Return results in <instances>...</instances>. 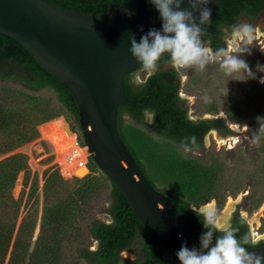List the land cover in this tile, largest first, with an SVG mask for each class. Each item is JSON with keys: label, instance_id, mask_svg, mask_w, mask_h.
<instances>
[{"label": "trees", "instance_id": "trees-1", "mask_svg": "<svg viewBox=\"0 0 264 264\" xmlns=\"http://www.w3.org/2000/svg\"><path fill=\"white\" fill-rule=\"evenodd\" d=\"M45 1L74 11L103 14L128 0ZM260 13L264 14V0H224L211 14L210 23L200 27L199 39H210L215 52H219L225 47L224 27L232 29L242 14L254 19ZM170 59V54L165 53L158 64ZM134 72L125 75L126 96L138 104L147 103L144 107L129 103L119 105L120 135L150 182L176 204L196 248L206 253L224 233L206 228L204 217L192 208L201 206L216 196L221 186L222 167L216 160L206 163L197 156L184 155L182 151L202 150L203 135L211 127H216L221 133L230 131L218 120L194 121L187 116V109L183 108L178 96L180 75L177 71L164 69L148 76L139 84H134L131 80ZM0 81L19 84L22 89L17 92L20 91L19 94L24 98L31 97V100L37 99L40 92L52 91L57 95L56 104L61 113H69L81 130L79 109L69 90L25 46L1 31ZM241 104V100L237 98L230 103L229 115L234 120L245 112V107ZM59 110L46 108L42 112L43 117L37 122H47L39 127L41 135L61 131L62 125L67 121L63 118L54 120L60 114ZM145 111L153 114L150 124L144 120ZM123 114L129 115L135 123L124 125ZM13 123L14 114L5 112L3 106H0V131H12ZM149 128H152V134L146 132ZM36 135L33 126L29 133L22 135V142L34 139ZM162 148L165 151H161ZM26 168L22 155L0 161V264H5L7 258V264H78L80 259L91 264H121L125 261L121 252L125 250L136 255V259L132 260L134 264H165L162 243L135 215L125 196L108 176L110 204L104 211L111 217V222H104L91 213L89 200L95 187L88 183L78 189V197L68 194L58 203L45 207L41 229L34 243L35 224L28 219L29 216L24 217L15 234L16 221H10L7 217L10 211L8 202H14L10 191L18 173ZM157 182H162L163 186L159 188ZM63 183L66 182L58 171H52L48 175L44 187L46 202L56 186ZM101 195L104 196V193ZM229 230L244 249L264 245L262 240L254 244L249 227L238 212L234 214ZM208 231L212 232L211 242L208 248H204L201 237ZM85 232L97 240L95 250L85 246ZM137 237H140L141 245L136 250L134 242ZM261 264H264V259Z\"/></svg>", "mask_w": 264, "mask_h": 264}, {"label": "rangeland", "instance_id": "rangeland-1", "mask_svg": "<svg viewBox=\"0 0 264 264\" xmlns=\"http://www.w3.org/2000/svg\"><path fill=\"white\" fill-rule=\"evenodd\" d=\"M242 22L261 25L260 39H252L249 42V38L244 36L245 38L240 39L241 41L238 40L234 43V48L238 51L230 53V55L244 60L250 73L245 69L229 72L227 68L223 67L229 53L222 50L216 53L207 39L200 40L201 44L208 43L214 55L209 58L202 70L199 65L175 69L172 67L170 59L158 64L157 72L169 69L179 73L178 96L182 101L183 108L187 109V116L190 119L194 121L218 120L226 126L230 133H221L215 129V134L225 138H236L237 141L232 145L228 143L220 146L211 133L212 131H209L211 135L208 132L203 137L204 148L202 150L185 149L182 153L197 156L206 163L216 160L222 167L221 186L216 192V196L209 200L215 201L217 215L225 209L230 196L237 198L239 194L244 193V199L235 205L226 225L229 229L234 214L238 212L250 228L249 231L254 241V235L248 222L249 218L262 207L264 213V83L259 82L260 77L264 76V14L260 13L254 19H251L247 14H242L234 26ZM223 31L225 33L223 50H227V40L236 41L238 37L234 35V27L232 29L224 27ZM147 76L143 70L133 75L131 80L138 77L139 80L144 81ZM21 87L12 81H0V106H3L5 112L14 114V123L12 124L14 129L0 131V161L11 156L22 155L27 165L26 170L18 173L10 191L14 202H8L10 211L7 217L10 221H16L15 234L24 217L29 216L28 219L33 220L35 224L34 243L41 229L45 207L48 204L58 203L68 194L78 197V189L87 186L88 183L95 187L89 200L90 206H92L91 213L104 222H111V217L104 211L110 204L109 179L91 158L76 120L67 112L61 113L56 104L57 95L52 91L40 92L36 96L37 99L31 100V97L24 98L19 94L20 91L17 92L22 89ZM236 98L241 100L245 112L239 119L234 120L229 115V109L230 103ZM46 108L53 111L59 110L60 114L54 120L63 118L67 121L62 125L61 130L64 125H68L77 134V143L81 147L87 148V174L72 177L63 174L59 156L55 154L53 145L46 138L47 134L41 135L39 129L47 121L39 124L37 122L39 118L43 117L42 112ZM41 109L43 110L41 111ZM221 111L225 113V116L216 117ZM206 114L210 115L206 117ZM122 118L124 125L135 123L127 114H123ZM144 120L149 124L152 123L153 116L150 111L144 112ZM232 122L239 123L242 128L245 127V130L241 132L233 130ZM33 126L37 133L36 137L30 141L22 142V135L29 133ZM151 130L152 128L146 129V132L152 134ZM209 135L210 139L207 142ZM163 147L166 148V145L163 144ZM161 151H165V149L162 148ZM52 171H58L66 183L58 184L53 194L50 195L49 201L46 202L44 187L46 179ZM157 186L162 187V182H157ZM101 193H104V196ZM207 203L208 201L201 206ZM201 206L193 207L199 211ZM242 211H246L249 217L244 216ZM258 231H264V216L261 218V227ZM261 240L264 241V239H260L258 242ZM97 245V240L86 233L85 246L95 250ZM140 245V237H137L134 248L137 250ZM121 256L125 259L121 264H134L132 260L136 259V255L127 250L121 252ZM7 261L8 258L5 264ZM78 264L91 263L80 259Z\"/></svg>", "mask_w": 264, "mask_h": 264}, {"label": "water", "instance_id": "water-1", "mask_svg": "<svg viewBox=\"0 0 264 264\" xmlns=\"http://www.w3.org/2000/svg\"><path fill=\"white\" fill-rule=\"evenodd\" d=\"M223 1L209 0L211 14ZM202 7L192 9L188 0L180 5L181 10L192 11L199 28L207 23L200 21ZM152 28L162 30V20L150 0H128L103 14L74 11L45 0H0V31L25 46L73 95L92 159L162 243L165 264H181L176 253L182 245L203 252L194 245L176 204L137 165L118 127L120 104L144 107L147 103L126 96L124 78L143 71L129 51L130 36L134 34L139 42ZM245 250L264 257V246Z\"/></svg>", "mask_w": 264, "mask_h": 264}, {"label": "clouds", "instance_id": "clouds-1", "mask_svg": "<svg viewBox=\"0 0 264 264\" xmlns=\"http://www.w3.org/2000/svg\"><path fill=\"white\" fill-rule=\"evenodd\" d=\"M150 2L155 5L160 14L162 30L150 29L140 37L139 42H137L134 34L129 38V51L141 68L148 76L153 75L157 72L158 61L167 52L171 56L173 68L180 69L199 65L202 70L214 54L210 48L201 44L199 39L201 29L196 25L192 11L181 10L180 5L183 0H150ZM188 3L192 9L204 5V7L199 8L200 21L201 23H210L211 9L207 7L209 0H188ZM127 14L131 15V12H127ZM260 28L261 25L242 22L234 26V35L243 34L251 42L254 34L260 32ZM222 51L229 53L223 64V67L227 68L229 72L245 69L250 73V69L244 60L230 55L231 52L238 51V49L230 45L227 50ZM132 82L134 84L143 83L138 77L134 78ZM259 82L264 83V76L260 77ZM213 208L214 204L209 202L201 206L199 211L195 207L192 210L204 217L206 228L221 231L224 235L217 239L214 246L208 248L212 232L204 233L201 237V244L204 248H208L206 253H198L182 245L176 253L181 264H246V261L252 259L255 260V264H261L264 257H256L254 254L247 253L233 232L228 229L223 221L217 218ZM257 242L255 241L254 244Z\"/></svg>", "mask_w": 264, "mask_h": 264}, {"label": "bare ground", "instance_id": "bare-ground-1", "mask_svg": "<svg viewBox=\"0 0 264 264\" xmlns=\"http://www.w3.org/2000/svg\"><path fill=\"white\" fill-rule=\"evenodd\" d=\"M261 33L255 34L252 39L261 38ZM237 40L233 41L232 39L227 40L228 48L231 45L232 47H235L234 43L238 42V40L242 39L244 37L243 34L240 36H237ZM245 38V37H244ZM244 40V39H243ZM241 41V40H240ZM205 47H208L211 49V46L207 43L202 44ZM210 114H206V117H208ZM225 116V113L223 111L220 112L219 115L216 117L222 118ZM231 128L235 131H244L245 127L242 128V126L239 125L237 122L231 123ZM214 135V138L220 144V146L226 145L230 143L231 145L236 142V138L233 137H221L217 136L215 134V130H212L211 132ZM211 135V134H210ZM210 135L207 138V142H209ZM46 138L50 141V143L54 147V152L56 155L59 156V162L61 164L62 172L64 175L68 177L72 176H83L88 173V168L86 166L87 163V155L88 151L86 147H81L77 143V134L72 131V129L68 125H64L63 129L60 132L54 133V134H47ZM244 193H241L238 195L237 198L229 197L228 202L226 204L225 209L217 215V218H219L221 221H223L225 224L228 223L232 212L234 211L235 205H237L239 202L244 199ZM215 203L214 200L208 201ZM215 205V204H214ZM204 206V205H203ZM215 211V206L213 208ZM242 214L244 216H248L246 211H242ZM264 216L263 213V207L255 212L251 218H249V225L251 227V230H253V235L255 238V241H258L260 239H264V231L259 232L258 230L261 227V218ZM249 217V216H248Z\"/></svg>", "mask_w": 264, "mask_h": 264}, {"label": "flooded vegetation", "instance_id": "flooded-vegetation-1", "mask_svg": "<svg viewBox=\"0 0 264 264\" xmlns=\"http://www.w3.org/2000/svg\"><path fill=\"white\" fill-rule=\"evenodd\" d=\"M207 40H209L210 41V39H208V38H206ZM225 42V41H224ZM210 43L212 44V42L210 41ZM212 47H213V45H212ZM213 49H214V47H213ZM214 51H215V49H214ZM217 53V52H216ZM148 77V76H147ZM146 77V78H147ZM152 116H153V114H152ZM215 130V129H217L216 127H211L210 129H208L205 133H204V135H203V137H205L206 136V134L209 132V131H212V130ZM218 130V129H217ZM209 134H210V132H209ZM202 140H203V138H202ZM243 216V215H242ZM244 217V216H243ZM231 218V217H230ZM249 222V221H248ZM250 229V228H249ZM252 232H253V230H252ZM253 239V238H252ZM254 241H255V238H254ZM253 241V242H254ZM259 246H264V245H259Z\"/></svg>", "mask_w": 264, "mask_h": 264}]
</instances>
